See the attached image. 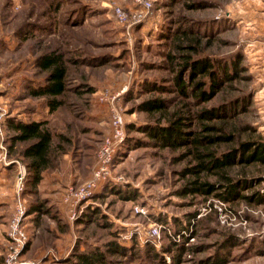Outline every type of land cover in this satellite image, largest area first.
I'll return each instance as SVG.
<instances>
[{
	"label": "rangeland",
	"instance_id": "1",
	"mask_svg": "<svg viewBox=\"0 0 264 264\" xmlns=\"http://www.w3.org/2000/svg\"><path fill=\"white\" fill-rule=\"evenodd\" d=\"M152 1L154 6L147 11L144 20L127 29L119 22L114 9L121 6L132 11L138 8L133 0H65L59 13L51 10L46 0H0V123L3 126L8 117L17 118V109L29 111L40 105L41 101L37 99L21 98L27 80L21 81L19 75H16L18 68H31L30 72L25 71L24 74L42 79L43 76L35 73L36 54L32 49L40 34L47 38L48 43L51 41L54 45L61 46L68 58L79 51L80 55H109L112 60L102 66H77L74 63L70 65L71 86L83 82V85L93 87L94 92L87 94L88 103L83 106L84 113L81 118L83 125L90 129L86 134L77 132V135H81L80 143L83 148L74 151V155L70 153L73 174L68 172L67 167L61 166L63 163L59 166L64 169L66 177L74 176L71 180L65 179L69 184L66 189L91 176L96 164L95 156L92 159L87 157L91 151L86 149L85 144L96 146L97 156L103 138L110 131L113 108H118L127 124L133 127L151 122L149 116L138 109V105L150 96L139 92L140 83L146 78L171 77L172 74L166 69L143 71L141 62H163L167 48L161 36L165 31V24L170 20L167 19L168 16L173 20L179 17L193 20L204 25L202 30H209V33L228 40V44L215 42L205 50V54L211 59H229L236 50H241L248 68L245 75L251 78L238 82L239 91H233L232 94L239 96L253 92L254 105L246 119L255 126L257 134L260 133L264 137V0H204L208 2L204 9H190L187 5L200 0H176L171 7L168 4L171 0ZM83 7L85 12L81 9ZM78 22L84 23L76 26ZM224 24H228V28ZM231 26L233 28L229 29ZM28 29H31V33L37 32L34 34L36 37L23 42L27 33L25 31ZM18 31L21 34L20 58H26L25 64L20 62L21 65L12 62L17 53L12 52L11 47L7 45H11V35ZM7 37L8 40L5 39ZM29 61H32V64H29ZM69 96L73 97L72 93ZM220 97L214 100L213 104L220 106L228 102L225 95L223 101ZM71 109H61L62 119L59 115L56 119L61 122L64 114L66 117L70 114L69 117L75 118ZM75 123H78V120ZM133 127L127 131L128 137L132 138V141L145 139V135L140 131L131 130ZM5 138L2 141L0 137V153L4 151L1 147L3 142L7 156L12 162L6 164L2 160L0 163V214H5L0 215V264H7L6 259L12 245L7 230L14 213L18 173L17 164L13 160L24 163L21 159L9 155ZM134 143L125 148L127 150L123 157L114 166L113 173L121 176L122 181L111 180V183H115L119 188L129 190L127 195L132 198H121L114 192L103 200L91 199L83 207V210L89 205L101 208L115 233L112 235V231L96 224L85 227L77 224L76 220L83 210L74 222L69 220L66 208L65 212L60 211V219L44 217L43 223L35 228L31 215L27 212L25 228L29 241L20 252L18 263L67 264L65 259L74 254L73 250L77 246L81 251H87L97 244L103 245L108 240H117L125 246H130L135 240L142 246L152 242L157 248H161L169 242L167 234L177 241H183L184 230L180 232L179 229L187 224V214L198 211L193 224L196 220L214 213L216 222L212 225L219 232L236 235L239 243L223 248L220 243L226 240V237L219 232L212 236L200 234L196 238L191 237L193 234L188 232L190 244L204 243L208 247L194 258L190 254L186 255L184 264H207V261L216 260L218 257L228 258L222 264H264V205L251 206L241 202L233 206L210 198L190 206L188 198L183 199L175 193L183 183L178 172L186 164L173 162V156L179 153L167 150L161 153L153 148L133 146ZM233 171L235 176L247 173L249 177H261L264 180V165L253 164L244 169L242 166H236ZM263 180L257 189H264ZM25 189L26 185L23 196L29 206L33 196L25 192ZM136 207H143L145 210L140 213L136 211ZM155 224L161 226L160 238L150 235V229ZM113 259L122 261L121 264H130L125 255H117ZM167 261L171 262L170 255L167 256Z\"/></svg>",
	"mask_w": 264,
	"mask_h": 264
},
{
	"label": "trees",
	"instance_id": "2",
	"mask_svg": "<svg viewBox=\"0 0 264 264\" xmlns=\"http://www.w3.org/2000/svg\"><path fill=\"white\" fill-rule=\"evenodd\" d=\"M46 1L49 2L50 9L57 13L65 3V0ZM174 1L176 0L168 3L170 7L175 4ZM187 5L190 9H204L208 2L200 0ZM81 9L85 12L84 7ZM167 19L170 20L165 24V31L161 36L167 48L163 62L142 61L141 64L143 71L166 69L172 76L146 78L140 83L139 92L150 96L138 105V109L146 113L151 122L139 127L127 124V131L133 127L131 130L140 131L145 139L132 141L127 135L128 138L117 152L115 163L123 157L127 150L125 148L131 147L133 142V146L153 148L161 153L165 150L178 152L179 154L173 156V162L186 164L178 172L183 183L175 193L183 199L188 198L190 206L210 198L233 206L241 202L251 206L264 205V189H257L263 178L249 177L247 173L235 176L233 171L236 166L244 169L253 164L264 165V137L257 134L255 126L246 119L254 105L253 92L239 96L232 94L233 91H239L238 82L251 78L245 75L248 68L244 54L241 50H236L229 59H211L205 54V50L215 42L228 44V40L209 33V30H202L204 25L193 20L180 17L173 20L171 16ZM83 23L78 22L75 25ZM224 25L228 28V24ZM25 32L27 33L23 42L36 37L34 34L37 32L31 33V29ZM32 49L36 54L35 73L43 76V80H28L24 84L21 98L43 99V104L54 114V119L27 122L8 117L4 129L9 155L21 159L27 168L25 192L33 196L28 206V215H31L35 228L43 223L44 217L60 219V211L53 209L39 190L45 171H55L66 154L74 155V151L83 146L80 143L81 135H77V132L86 134L90 129L83 125L81 118L84 113L83 106L88 103L86 96L94 92V88L88 84L83 85V82L71 86L70 65L102 66L112 60L109 55H80L79 51L68 58L61 46L54 45L51 41L48 43L47 38L41 34ZM83 87L87 89L83 90ZM70 93L73 97L69 96ZM224 95L228 102L220 106L213 104L220 96L223 101ZM66 107L72 108L76 119L69 117L70 114L67 117L64 114L60 122L56 116L61 117L60 110ZM77 120L78 123H75ZM85 145L91 151L87 157L92 159L95 156L96 162V146ZM114 192L121 198H132L127 195L129 190H123L108 181L92 199L103 200ZM85 208L76 220L77 224L84 227L96 224L112 231V225L101 208L92 205ZM197 215L198 211L187 214V224H181L179 231L184 230L183 241H177L167 234L169 242L157 248L152 242L142 246L135 240L130 246H125L117 240H108L87 251H81L77 246L73 250L74 254L65 259V262L121 264L122 261L114 260L113 257L125 255L130 264H184L186 255L190 254L194 258L208 247L204 243L190 244V235L193 234L191 237L196 238L200 234L212 236L219 232L212 225L216 222L214 213L196 220L193 224ZM188 232L190 235H187ZM111 233L113 235L115 232ZM219 233L226 237L220 243L223 248L239 243L236 235L226 234L225 231ZM168 255L171 256V262L167 261ZM227 260L228 258L218 257L216 260L207 261V264H222Z\"/></svg>",
	"mask_w": 264,
	"mask_h": 264
},
{
	"label": "built area",
	"instance_id": "3",
	"mask_svg": "<svg viewBox=\"0 0 264 264\" xmlns=\"http://www.w3.org/2000/svg\"><path fill=\"white\" fill-rule=\"evenodd\" d=\"M138 8L128 11L127 9L118 6L114 9L116 17L122 25L127 29H131L136 24H139L146 17V13L153 7L152 0H133ZM127 135V122L123 113L118 108H113L110 118V131L103 138L97 151L96 164L92 170L91 176L78 184L69 186L63 197L68 210V218L74 222L83 210L84 205L92 199L94 194L100 191L103 186L111 180L122 181L121 176L113 173L115 166V158L117 152L125 141ZM0 137L3 141L5 138V129L0 123ZM1 147L4 151L0 153V163L2 160L6 164L12 162L7 156L6 147L3 142ZM9 159V160H8ZM17 164V184L14 194V213L9 220L7 235L12 243L10 252L6 259L7 264H26L18 263L20 252L28 244L29 236L25 228V219L28 212V204L23 196L25 180L27 177V168L24 163L19 160H13ZM145 208L136 207L137 212H144ZM161 226L155 224L150 229L152 237L160 238Z\"/></svg>",
	"mask_w": 264,
	"mask_h": 264
},
{
	"label": "crops",
	"instance_id": "4",
	"mask_svg": "<svg viewBox=\"0 0 264 264\" xmlns=\"http://www.w3.org/2000/svg\"><path fill=\"white\" fill-rule=\"evenodd\" d=\"M240 22H244V21L240 20ZM19 35H20L19 31L17 33H14L13 35H11V45L7 44L8 46L11 47L12 52L17 53V55L15 57L16 59L15 60L12 59V62H15L16 65H21L20 62L24 63V59H26V58H22V59L20 58V52H21L22 48L20 46L21 39L19 38ZM5 39L8 40V37ZM32 61L31 62L29 61V64H32ZM23 68H25V65H23ZM30 69L28 68V70H26V69L20 70V68H18L16 75H19V79L21 81H23V80L24 81H26V80L27 81L28 80L42 81L43 80V77H42V79H36V78L31 77V76H26L24 74V72L25 71L30 72ZM26 99L29 100L32 98H25V100ZM37 100H39L41 102H40V105L38 104V107L36 109H31L29 111H27V110L23 111V110L17 109L15 111L18 115L17 118L23 119L24 121H27V122L32 121V120H42V119L53 120L54 114L50 113L49 108L43 104V102H44L43 99H37ZM71 156L72 155H70V154H66L64 156V160L62 162L63 164L61 166L67 167L68 172L73 174L71 171V168H72L71 159H70ZM69 161H70V163H69ZM15 165H14V167L16 168ZM73 171H74V169H73ZM3 172H5V171H3ZM64 172H65L64 169H61V168H59L55 171H51V172L45 171L43 179L39 184V190H40L42 197L49 200V205L53 206V209H55L57 211H61V212H65V210L67 208L66 204L64 203V201L62 199L64 192H65V189L69 185L66 183L65 179L70 178L69 180H71V178H74V176L73 177H69V176L66 177ZM0 175H1V173H0ZM77 177H78V175L75 172V178H77ZM1 203H4V202H1ZM0 215H5V214L1 213Z\"/></svg>",
	"mask_w": 264,
	"mask_h": 264
}]
</instances>
